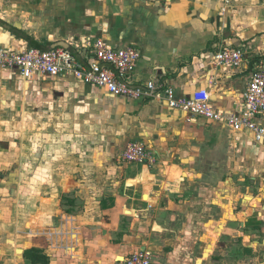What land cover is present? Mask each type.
Returning <instances> with one entry per match:
<instances>
[{
  "label": "crops",
  "instance_id": "0c3cea01",
  "mask_svg": "<svg viewBox=\"0 0 264 264\" xmlns=\"http://www.w3.org/2000/svg\"><path fill=\"white\" fill-rule=\"evenodd\" d=\"M228 1L41 0L40 9L54 5V34L41 43L17 25H0V48L22 50L34 41L49 51L65 42L83 61L93 57L79 47L89 40L134 46L138 82L156 80L179 98L205 90L217 110L240 113L252 73L264 69V0ZM226 47L244 51L240 66L215 65ZM132 142L148 146L153 165L120 161ZM223 149L233 162V150L264 155L252 134L192 119L167 102L114 97L72 76L25 81L18 70L0 68V264H31L24 255L33 249L49 264H124L143 248L154 264L254 259L264 244L238 234L236 203L223 200L218 180L210 182L221 160H209ZM80 162L90 174L81 182ZM82 200L85 211L76 215ZM240 226L259 230L251 221ZM238 236L242 247L223 240Z\"/></svg>",
  "mask_w": 264,
  "mask_h": 264
},
{
  "label": "built area",
  "instance_id": "2783aa9c",
  "mask_svg": "<svg viewBox=\"0 0 264 264\" xmlns=\"http://www.w3.org/2000/svg\"><path fill=\"white\" fill-rule=\"evenodd\" d=\"M223 1L227 6L230 4L228 0ZM79 47L90 50L93 57H86L82 61L64 48L49 51L27 46L22 50L0 48V68L18 70L25 81L37 77L72 76L87 85L102 88L114 97L167 102L170 109L190 115L192 119L204 118L223 124L234 133H250L256 144L264 146V69L252 73L240 113H224L212 105L208 91L196 92L190 98H179L172 88H159L156 80L138 82L136 73L141 53L134 46L116 48L103 40H89ZM243 61L242 49L226 47L215 54L217 67L240 66ZM120 161L131 165H153L154 153L145 143L132 142L121 155ZM124 264H154V256L143 248L126 258Z\"/></svg>",
  "mask_w": 264,
  "mask_h": 264
},
{
  "label": "rangeland",
  "instance_id": "374dc122",
  "mask_svg": "<svg viewBox=\"0 0 264 264\" xmlns=\"http://www.w3.org/2000/svg\"><path fill=\"white\" fill-rule=\"evenodd\" d=\"M41 0H0V20L5 24V28H10L12 26L21 27L27 36L37 37L38 40L43 43L48 39V36L54 34V29L51 27L50 22H53L49 16L50 8L54 7L51 5L50 8L40 9ZM22 32V31H20ZM232 137H234L232 135ZM233 140V138H232ZM229 144V147L233 149V146ZM258 149V147H256ZM227 149V148H226ZM237 152V155H231L232 159L235 158V161L228 160L226 158V154L228 153L223 149L222 155L218 158H210L209 161H214L217 159L221 160L220 171L214 173L213 171L210 173L212 178L208 179L210 182L216 179L218 180L219 185L216 186V189L222 190L221 193L223 195V200L225 202L236 203V213L239 214L237 221V229L239 231L240 236H246L248 233L251 234L250 237H254L251 240V245L257 243L263 245L264 244V155L262 151L260 155H256V157H246L243 153H239L238 150H233ZM227 152V153H226ZM239 157V158H238ZM251 158V159H250ZM87 164L86 162H80V169L77 173V181H86L90 176L86 171ZM38 190L34 189L32 191V195L37 199L38 198ZM26 193V191L24 192ZM27 194V193H26ZM232 195V196H231ZM23 196V195H21ZM25 199L26 196H23ZM35 199V200H36ZM34 200V198H33ZM83 203H79L78 205H74L73 209L77 212L76 215H80L85 211L84 201H79ZM37 205V204H36ZM18 206V205H17ZM19 207V206H18ZM29 212H32L33 215L38 213L34 204L27 206ZM68 210L67 208H64ZM228 212L231 210L230 207H227ZM251 221L254 225H258L257 228L259 230L247 229L244 231L240 226L241 222ZM20 223L16 226L20 230L24 228V223L19 221ZM259 222V223H258ZM261 222V223H260ZM248 224V223H247ZM6 229V228H5ZM237 231V232H238ZM236 237V243L234 239L230 242L228 240L223 239L226 245L236 244L239 247L243 245V237ZM215 240L217 239L216 236ZM3 239V244L5 243L6 238ZM21 249V248H20ZM241 250V249H240ZM18 255V254H17ZM256 258V259H255ZM251 260H247L246 257L243 258L240 255V258L237 262L238 264H260L264 262V252H259L256 254V257ZM242 261V263H241ZM250 261V262H248ZM214 264V263H213Z\"/></svg>",
  "mask_w": 264,
  "mask_h": 264
},
{
  "label": "trees",
  "instance_id": "16d2710c",
  "mask_svg": "<svg viewBox=\"0 0 264 264\" xmlns=\"http://www.w3.org/2000/svg\"><path fill=\"white\" fill-rule=\"evenodd\" d=\"M0 25L2 27L4 26V23L0 21ZM30 46L32 48H38L41 49V45H39L37 42L30 41ZM24 258L28 260L31 264H49L50 259L41 251L37 249L29 250L25 252Z\"/></svg>",
  "mask_w": 264,
  "mask_h": 264
},
{
  "label": "water",
  "instance_id": "95a60500",
  "mask_svg": "<svg viewBox=\"0 0 264 264\" xmlns=\"http://www.w3.org/2000/svg\"><path fill=\"white\" fill-rule=\"evenodd\" d=\"M56 48H64V49H66L68 51H71L70 45L65 43V42H59V43L55 44L53 49H56Z\"/></svg>",
  "mask_w": 264,
  "mask_h": 264
}]
</instances>
